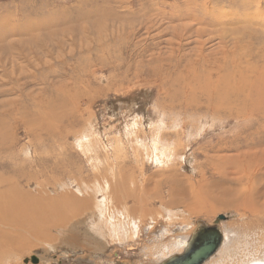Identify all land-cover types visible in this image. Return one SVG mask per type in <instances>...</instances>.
Listing matches in <instances>:
<instances>
[{
  "label": "rangeland",
  "instance_id": "obj_1",
  "mask_svg": "<svg viewBox=\"0 0 264 264\" xmlns=\"http://www.w3.org/2000/svg\"><path fill=\"white\" fill-rule=\"evenodd\" d=\"M1 34L0 177L35 207L63 194L90 205L68 240L4 226L0 264H162L219 214L203 264H264V184L252 206L212 210L233 157L264 155V0H0ZM224 77L233 89L218 95ZM105 179L111 216L96 206Z\"/></svg>",
  "mask_w": 264,
  "mask_h": 264
},
{
  "label": "bare ground",
  "instance_id": "obj_2",
  "mask_svg": "<svg viewBox=\"0 0 264 264\" xmlns=\"http://www.w3.org/2000/svg\"><path fill=\"white\" fill-rule=\"evenodd\" d=\"M61 23H64V22H61ZM61 23H60V21H53V22H51V25L50 26L52 28L49 25H47L48 29H51L50 32H49V34H48V36L52 37L53 34L55 32H57L58 29L60 28L58 26ZM61 33H57V34H61ZM3 35L4 34H1L0 35V39L3 38ZM220 65H222V64H220ZM227 67H228V65H227ZM209 73H211V72H209ZM208 75L209 74H207V76ZM190 78H191V76H190ZM225 79H227V78L224 77L222 79H219V81H217V82L215 81L216 82L215 85L214 86L210 85L209 88L214 87V90L217 91L218 95H219V93L220 94H223L222 93V90L223 89L225 91L227 90L225 92V94L226 93L228 94L229 92L232 91L233 88L230 86V84L228 85V82H229L228 80H227V82H224ZM207 80L210 81L208 78H207ZM190 81L189 82L188 81H185L186 83H188V84L184 83V84L187 85L186 87H192ZM207 82L205 81V83H207ZM253 83H254V81H252V80H250L249 83H247V82L244 83L242 81V87L241 86H237L236 88H237V90H240V88H245L246 86H248L250 88V86L252 87ZM232 85H234V84H232ZM252 97L253 96H251V98ZM263 100H264V98L261 97V96H259L258 99H257V101L255 99V101H256L255 103L256 104L257 103H260ZM207 101H206V103H207ZM222 101L223 100H221V102ZM221 104H220V106H221ZM53 108H55V107H53ZM213 108H215V110H219V109H216L217 106H213ZM249 111H251V108H249ZM248 155H242V156L240 155V156H237V157H233V158H236V160H237V162L233 164L234 165L233 168L235 169V171L238 172V175L237 176L227 177V178H226V176H219V178H217L218 185L220 184V186H219L220 187L219 194L222 193V194H220V196L221 195L223 196V197L221 196L223 200L222 201L216 200L215 204L212 207V210H214L217 206L225 207V206H227L229 204L234 205L236 208H242V209H245L246 207L253 205L251 203V200H253L254 189L257 190V186L258 185H260L261 183L264 184V155H262L261 157H259V159H256L255 157L253 158L252 155H250V154H248ZM215 164H217V163H215ZM217 167L221 169V168L226 167V166L220 165V166H217ZM29 178H30V176H28V179ZM108 181H109L108 179L107 180L106 179L104 180V187L101 190V191H103V195H102L101 200H99V203L96 204V206L98 208L97 210L100 213H104L102 210H107L105 212L106 213V216H111V214L116 211V206L113 205V204H111V205L109 204L110 202L112 203V198L109 197V195H108V188L106 187V182H108ZM212 184H213V186H218L215 183H212ZM208 185L205 184V182H204L201 185V187H199V188H202L205 191L206 190L205 187L208 186ZM93 188H95L96 192L98 191V189H97L96 186H94ZM126 191H127V189H126ZM177 191L178 190H175V192L178 194ZM128 193H129V191L127 192V194ZM204 195L209 196L210 198L214 199L212 196L208 195L207 193H204ZM33 198L37 202L38 207H35L34 206L36 204H33L32 203L33 201L31 199V197L28 196L27 194H25V192L17 185L16 181H14L13 178H10V180H6L5 181V180H3L0 177V241L2 240V238L4 236H6V234H7L6 232L8 231V229L11 226L16 225V228H17V226L20 227L22 225H25L27 227V225L29 224V222H27L28 220L31 221L30 223H31V226H32L31 227L32 230H36L37 229L36 228L37 224H33V223H38V222L41 223L42 229L45 230L44 232L48 231L47 229H52L53 227H56L57 229H61V231L64 229V227L67 228V229H69V221H71V219H73V218H75L77 216V213L79 212V210L82 209V207H85V206H87L89 204V202L86 201L85 199H80V198L77 199L74 196L69 195V194H63V195H61L58 198H54V199H50V200L43 199V198H38V197H33ZM56 199H59V200H56ZM170 202H171V200H170ZM173 202H176V201H172L171 204ZM249 202L251 204H249ZM80 215H82V213H80ZM93 215H95V211H94V214ZM129 217H133V220L136 219V217L134 216V214L129 215ZM88 220H89V215L87 214V217L84 216L83 219L77 221L76 224H78V223H86V222H88ZM132 222H134V221H132V219H129V223L131 224ZM90 224L91 223H89V225ZM4 226H8L9 228H5ZM60 226H62L63 228H60ZM64 231L65 230H63L62 232H60L62 234V236H63L64 239L68 240V239H71L73 237V235H71V234L64 235L65 234ZM93 231H95V230L93 229ZM93 234H96V233H93ZM221 235H222V238H223V234H221ZM57 237H59V236H57ZM67 237H69V238H67ZM46 238H51L52 239V237L50 235V231H48ZM95 241L96 240H94V244H93L94 247H95V245H97ZM11 242L14 243V240L11 239ZM188 242L189 241L185 242V245L183 244V247L186 248L187 245H188ZM16 246H18V245H16ZM18 253H20V252H18ZM0 257H1V261H2L3 256L1 254V251H0ZM209 258H207L204 262H206ZM38 260H39V257H38ZM8 262H9V260H6L5 259L2 262V264H7Z\"/></svg>",
  "mask_w": 264,
  "mask_h": 264
},
{
  "label": "water",
  "instance_id": "obj_3",
  "mask_svg": "<svg viewBox=\"0 0 264 264\" xmlns=\"http://www.w3.org/2000/svg\"><path fill=\"white\" fill-rule=\"evenodd\" d=\"M224 214H219L213 221V225L200 226L189 240L185 250L175 256L170 257L162 264H203L204 261L213 255L222 242V235L215 226L222 220H225ZM31 262L37 263L38 257L32 255ZM27 261V259H25Z\"/></svg>",
  "mask_w": 264,
  "mask_h": 264
},
{
  "label": "crops",
  "instance_id": "obj_4",
  "mask_svg": "<svg viewBox=\"0 0 264 264\" xmlns=\"http://www.w3.org/2000/svg\"><path fill=\"white\" fill-rule=\"evenodd\" d=\"M124 198H125V196H124ZM128 197L126 196V199H127ZM126 201V200H125ZM125 203V202H124ZM123 206H125V211L127 210V203H125L124 205H122L121 207H123ZM122 210V209H121ZM116 212H118L117 211V209H116ZM126 214H127V217L129 218V214H128V212L126 211ZM132 219V221H134V222H132L131 223V225L132 224H134V226H136V229H139L138 228V226L137 225H139V222H140V220L139 219H136V220H133V218H131ZM118 225V223H114L113 225H112V229H113V231L114 232H120L122 229H123V226H117ZM110 230V229H109Z\"/></svg>",
  "mask_w": 264,
  "mask_h": 264
}]
</instances>
